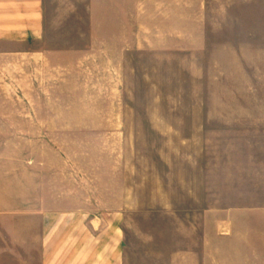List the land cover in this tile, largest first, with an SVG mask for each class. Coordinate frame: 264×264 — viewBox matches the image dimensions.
<instances>
[{
  "label": "rangeland",
  "instance_id": "rangeland-1",
  "mask_svg": "<svg viewBox=\"0 0 264 264\" xmlns=\"http://www.w3.org/2000/svg\"><path fill=\"white\" fill-rule=\"evenodd\" d=\"M122 6L45 0L43 40L0 67L18 111L0 130V264L40 251L42 207L60 216V155L119 264H264V0Z\"/></svg>",
  "mask_w": 264,
  "mask_h": 264
},
{
  "label": "crops",
  "instance_id": "crops-1",
  "mask_svg": "<svg viewBox=\"0 0 264 264\" xmlns=\"http://www.w3.org/2000/svg\"><path fill=\"white\" fill-rule=\"evenodd\" d=\"M104 1L110 5L108 18H123L122 4L127 0ZM45 27V0H0V46L10 47L0 48V54L8 55L0 59V67H16L17 54L26 55L35 45L40 44L45 35ZM8 70V76L5 73L0 75V90L2 83L7 82L8 87L12 84L15 69L13 73L11 69ZM17 114L16 108H0V130L10 129V125H14L15 130ZM60 158V216L51 217L53 214L48 213L51 210L42 207L44 212H48L47 217L39 222L42 227L40 251L20 253L12 257L16 262L14 260L11 264H119L116 236L111 238L107 246L104 247V242L103 247H98L94 216L96 208L89 197L90 186L83 184L88 202L81 200L80 203L75 196L76 190L79 191L82 185L80 179L75 169L66 163L65 157L60 155ZM28 211H33V208L29 207ZM55 227L60 230L56 231Z\"/></svg>",
  "mask_w": 264,
  "mask_h": 264
}]
</instances>
